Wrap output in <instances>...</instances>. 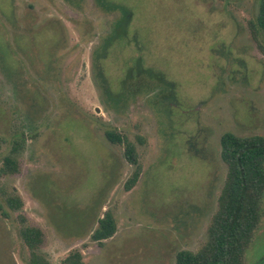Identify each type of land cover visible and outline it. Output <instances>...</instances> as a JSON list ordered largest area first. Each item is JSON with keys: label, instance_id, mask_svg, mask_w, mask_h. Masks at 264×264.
I'll use <instances>...</instances> for the list:
<instances>
[{"label": "rangeland", "instance_id": "obj_1", "mask_svg": "<svg viewBox=\"0 0 264 264\" xmlns=\"http://www.w3.org/2000/svg\"><path fill=\"white\" fill-rule=\"evenodd\" d=\"M259 7L0 0V168L15 148L18 163L0 175V264H30L23 225L42 230L50 264L74 251L86 264H176L200 250L228 172L222 136L264 137V35L249 27ZM106 132L136 147L131 191L135 167ZM106 212L117 232L99 244ZM263 263L264 196L245 255Z\"/></svg>", "mask_w": 264, "mask_h": 264}, {"label": "trees", "instance_id": "obj_2", "mask_svg": "<svg viewBox=\"0 0 264 264\" xmlns=\"http://www.w3.org/2000/svg\"><path fill=\"white\" fill-rule=\"evenodd\" d=\"M113 9H118L116 6ZM126 24H124V27ZM251 33L256 41L259 32L264 35V0H260L259 13L255 22H251ZM125 29V28H124ZM106 139L115 145H124L125 159L135 170L125 188L131 191L139 182L142 166L134 144L122 135L106 132ZM4 158L0 175L14 174L18 163L14 156ZM221 158L227 165L226 182L219 197L218 211L208 228L205 244L197 252L182 250L176 255V264H245V255L262 219V199L264 196V137H238L226 133L221 138ZM7 204L15 212L23 207L20 198L8 196ZM1 210V207H0ZM5 217L7 215L3 213ZM24 223L23 217H21ZM117 232L114 216L106 212L98 220V227L92 234V240L102 244ZM20 237L30 251V264H50L39 253L44 233L41 229L22 226ZM62 264H86L80 251L70 253ZM264 264V263H263Z\"/></svg>", "mask_w": 264, "mask_h": 264}]
</instances>
